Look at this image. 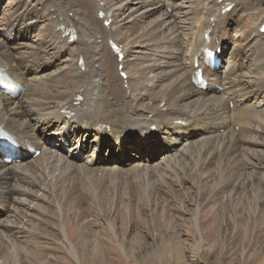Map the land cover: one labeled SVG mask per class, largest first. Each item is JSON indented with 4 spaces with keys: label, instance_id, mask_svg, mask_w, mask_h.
<instances>
[{
    "label": "bare ground",
    "instance_id": "1",
    "mask_svg": "<svg viewBox=\"0 0 264 264\" xmlns=\"http://www.w3.org/2000/svg\"><path fill=\"white\" fill-rule=\"evenodd\" d=\"M27 1L32 2L30 9L37 16L22 13L0 27V68L22 88L17 99L0 93V130L26 156L30 154L27 146L40 153L14 165L4 164L0 156L2 264H9L11 254L5 241L13 237L19 261L21 249H28L36 237L29 230L36 224L27 209L36 208L38 201L51 208L53 200L75 209L78 194L96 198L105 186L102 179L106 175L102 178L98 173L116 172L108 177L116 178L123 171L154 168L149 161L143 163L144 153L150 158L162 153L157 171L153 169L156 175L176 174L186 179L193 175L201 184H210L211 192L223 193L222 185L228 184L229 192L236 193L256 177V171L244 173L259 164L258 158L264 160L260 152L264 150V34L259 32L264 14L250 17L254 40L247 53L235 49L228 27L232 24L240 38L247 37L239 27L245 17L241 0H207L199 22L191 17L194 26L190 33L180 16L173 14L174 0L141 2L144 11L139 16H133L137 8L130 9L136 0H117V4L107 0ZM227 4L233 8L222 13ZM168 8L170 15L163 10ZM125 10L129 14L118 23V13ZM153 13L160 17L148 24L146 32L142 20ZM40 23L44 28L38 41L32 40L26 33ZM66 31L74 32L76 40L70 42ZM136 38L151 44L141 53V58L151 61L146 71L132 70L126 59L128 43ZM109 42L121 48V62ZM239 42L246 44L245 39ZM34 43L45 47L39 58ZM230 45V54L224 57ZM218 48L224 50V67L205 68L202 56ZM194 63L203 69L204 90L191 82ZM119 66L126 79L119 76ZM90 137L93 139L88 141ZM91 146L95 149L88 154ZM105 146V160H101L98 155ZM252 153V160L246 163ZM234 160L240 162L236 171L240 175L234 174L230 164ZM39 188L42 194H38ZM22 217L26 219L23 223ZM36 220L42 225L46 222Z\"/></svg>",
    "mask_w": 264,
    "mask_h": 264
},
{
    "label": "rangeland",
    "instance_id": "2",
    "mask_svg": "<svg viewBox=\"0 0 264 264\" xmlns=\"http://www.w3.org/2000/svg\"><path fill=\"white\" fill-rule=\"evenodd\" d=\"M116 1L107 0L106 3L117 4ZM144 1L153 3V0H136V5L130 6V9H138L133 16H139L144 11L141 6ZM174 1L177 5L174 6L173 14L180 16L187 32L190 33L194 26L191 17L199 22L202 5H205L207 0ZM243 1L240 2L245 5V17L244 23L239 27L246 31L247 37L241 39L240 33L233 29L232 24L228 27L235 49L249 53L254 40L250 17L253 13L264 14V0ZM31 5L32 2L28 4L27 0H0V27L8 25L12 19L20 18L22 13L37 16L38 13L30 9ZM163 10H166L168 15L172 13L170 8ZM176 12H179V15ZM128 14L126 10L119 12L116 21L121 23ZM158 17L159 13H153L142 20L144 31H149L148 24ZM43 26L44 24L40 23L33 32L26 34L32 40L38 41V33ZM243 39L246 41L244 46L239 42ZM46 40L49 42V38ZM141 40H131L126 53L131 69L140 72L146 71L151 64L150 60L141 58L145 47L151 44ZM35 43L33 47L35 46L39 58L45 47ZM231 49L232 45L226 50L224 57L230 54ZM149 51H152V48ZM219 133L222 134V130ZM92 139L90 137L88 141ZM107 147L100 150L99 159L105 160ZM93 148L95 149L91 146L88 154L93 153ZM258 151L256 152L259 153ZM262 151L264 154V150L260 152ZM254 154H249V160L245 162L251 161V155ZM161 155V152L153 158L148 157L146 153L142 155L143 163L149 161L151 167L155 165L148 170L140 167L143 170L137 168L132 172L120 171L121 174L117 172L119 175L116 178H108L116 175V172L98 173L96 176L103 175L102 178L106 175V178L102 179L105 186L100 187L96 198L87 197L84 193L78 194L75 209L70 208L68 204L61 205L60 200L52 199L51 208L38 201L36 208L26 210L32 217V223L36 224L29 229L36 237L30 241L28 249H21L22 253L18 250L21 253L19 261L13 237L12 240L5 241L11 253L7 256L9 264H264V170L261 168L264 166V160L258 158L257 166L247 165L250 170L246 168L244 174L256 171V177L248 181L243 188L238 187L234 193L235 191L229 192L228 184H223L224 188L219 187L223 188L221 193L218 190L211 192L210 184H201L199 177L195 178L193 175L188 179L176 174L170 177L156 175L158 173L155 174L153 169H156ZM126 159L136 162L132 158ZM254 162L255 160L251 163ZM239 163L235 160L230 162L236 175L241 174L240 171L236 172ZM107 167L112 169L110 164ZM144 170L147 172L144 173ZM184 176H187V173ZM36 189L37 187L34 190ZM38 194H42L41 188L38 189ZM38 216L46 220L43 221L44 225L36 220L43 219ZM22 218L20 221L23 223L26 219Z\"/></svg>",
    "mask_w": 264,
    "mask_h": 264
}]
</instances>
